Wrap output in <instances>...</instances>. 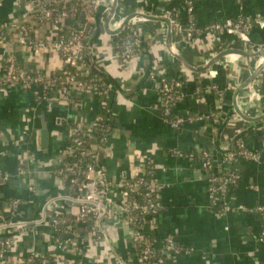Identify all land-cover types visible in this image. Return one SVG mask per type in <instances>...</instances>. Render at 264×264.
<instances>
[{
	"label": "crops",
	"instance_id": "crops-1",
	"mask_svg": "<svg viewBox=\"0 0 264 264\" xmlns=\"http://www.w3.org/2000/svg\"><path fill=\"white\" fill-rule=\"evenodd\" d=\"M16 0H0V31L24 20L31 3L15 5ZM194 22L198 32L193 42L172 37L174 51L190 66L203 70L220 51L238 48L251 57L228 54L204 71L188 69L168 47V25L160 20H139L135 27L142 38L139 56L124 64L118 57V34L106 26L102 9L90 31L89 42L94 45L86 64L94 66L99 76L112 88L108 101L113 130L109 137L102 165L113 181H124L144 172L146 161L153 165L152 179L159 187L161 212L154 216L152 239L160 248L167 236L182 247L170 254L163 264H264V219L259 207H264V0H193ZM123 15L149 11L159 18L171 15L187 21L185 0H120ZM134 6V7H133ZM104 9V8H103ZM117 10V9H116ZM260 15L263 25H255L244 40L238 33L206 31L215 21H237L244 16ZM36 35L44 38L48 30L34 22ZM7 31V30H6ZM7 38L12 33L5 32ZM9 33V34H8ZM6 52L16 54L20 64L30 70L43 69L47 74L61 70L58 55L45 49L35 54L32 47H23L14 40H0V58ZM1 60V59H0ZM179 62V68L175 66ZM254 81L243 87L259 67ZM161 67L171 77L185 79L184 97L174 113H202V122L186 123L173 128L163 115L159 94L150 78ZM202 86L201 100L197 88ZM219 92H225L221 98ZM42 86L30 88L13 86L0 94V171L12 177L0 184V225L10 220V205L19 198L15 220L27 222L29 231L15 240L8 256L25 259L30 253L49 255L55 264H79L73 250L60 251L53 238L51 220L57 215L76 214L78 204L68 196L66 183L55 170L57 161L67 146V128L77 123L93 132L95 116L104 108L95 94L75 90L72 105L60 93L41 99ZM235 103L239 112L235 109ZM245 116V118L243 116ZM49 131L48 138L43 131ZM242 139L247 147L262 152L263 160L254 162L237 158L223 164L226 151ZM199 155L211 154L213 172L233 170L238 180L229 185L224 200L212 204L208 193L210 173L201 162L195 165L188 156H175L173 148ZM187 155V153H184ZM191 154V153H188ZM25 172L16 174L18 168ZM33 187L34 190L30 188ZM116 197L120 189L116 187ZM103 227L107 238L90 239L80 264H137V252L132 227L123 223L119 214L105 217ZM82 228V226H81ZM7 233L12 227L5 224ZM83 236L84 230L80 229ZM72 261V262H71Z\"/></svg>",
	"mask_w": 264,
	"mask_h": 264
},
{
	"label": "built area",
	"instance_id": "built-area-1",
	"mask_svg": "<svg viewBox=\"0 0 264 264\" xmlns=\"http://www.w3.org/2000/svg\"><path fill=\"white\" fill-rule=\"evenodd\" d=\"M31 3V10L24 20L6 26L12 33L7 38L6 30L0 31V40H14L23 47L30 46L35 54L43 50L54 51L58 55L61 70L47 74L43 69L30 70L20 64L13 52H6L0 58V94L5 93L13 86L30 88L34 85L42 86V95L38 98L50 99L53 94L60 93L72 105L76 104L72 98L75 90L90 92L96 96L110 99L112 88L100 76L93 74L94 66H88L86 59L94 45L89 42V33L99 19L98 11L102 9L101 20L106 18L110 8V0H16L15 5L21 6L24 2ZM187 21H183L177 15L169 16L172 35L184 42H193L198 32L194 22L193 0H185ZM104 8V9H103ZM123 8L118 0L117 10L111 19L109 26L118 29L127 15L120 13ZM151 14L149 11H139ZM139 20H147L142 17H133L123 28L125 35L117 40V53L119 59L128 64L133 62L140 54L142 38L137 33L135 24ZM34 22L48 30L44 38L36 35ZM263 25L260 15L244 16L237 21H215L205 26L206 31L238 33L241 38L248 40V35L255 25ZM120 32V33H121ZM119 33V34H120ZM9 34V33H8ZM118 34V35H119ZM174 47V46H173ZM90 76V77H88ZM153 87L160 97L161 110L173 128H180L186 123L204 121L207 116L202 113L179 115L174 113V108L184 97L183 87L185 79L181 77L169 78L165 70L156 68L150 75ZM52 89V93L49 90ZM202 86L197 88V100H201ZM225 92H219L221 98ZM103 105L107 104L102 101ZM93 132H87L80 124L68 125L67 146L57 161L56 174L68 186V197L78 204L76 214L57 215L52 218L53 238L60 251L73 250L78 256L79 264L82 262L86 245L90 239L96 241L107 238L103 227L106 216L119 214L123 223L132 227V236L137 252V264H163V260L170 254H178L183 249L177 245L172 236H167L160 248L156 247L152 239V230L156 223L154 216L161 212L163 204L159 199V187L152 178L153 165L151 159L143 156L146 164H151L150 169L139 172L135 176L124 181H113L109 178L102 165L106 144L113 130L109 110L99 112L95 116ZM103 132L102 136H96L95 129ZM91 141V143L89 142ZM171 152L175 156L192 155L183 153L180 148H173ZM201 166L210 173L208 179V193L212 204L221 203L225 211L230 210L229 204L224 200L229 185L235 183L239 175L233 170H226L222 174L213 172L211 154L202 153ZM237 158L260 162L263 160L262 152L247 147L242 139H238L235 147L226 151L223 156V164H228ZM146 168V167H145ZM25 169L18 168L16 174H22ZM12 177L9 172L0 171V184ZM116 187L120 189V198L116 197ZM34 190L33 187L30 188ZM19 198L9 202L10 220H4L0 225V264H55V259L49 255L30 253L25 259L13 260L8 254L13 243L30 230L27 222L16 221L15 212L21 204ZM1 207V196H0ZM264 219V207L258 208ZM5 224H10L12 230L7 233ZM82 226V228H81ZM80 229L84 230L83 236ZM264 238V228L262 229ZM122 264H129L128 260L121 259ZM72 262V261H71Z\"/></svg>",
	"mask_w": 264,
	"mask_h": 264
},
{
	"label": "water",
	"instance_id": "water-1",
	"mask_svg": "<svg viewBox=\"0 0 264 264\" xmlns=\"http://www.w3.org/2000/svg\"><path fill=\"white\" fill-rule=\"evenodd\" d=\"M109 8H110V11L108 13V15L106 16V18L103 20L104 23L106 24V26L108 27L109 26V23L111 21V19L113 18L115 12H116V9L118 7V0H110L109 2ZM135 16H138V17H142V18H145V19H149V20H162V21H165L168 25V47L170 49V51L172 52V54L179 60L182 61V63L190 70H193V71H204V70H207L212 63H214L215 61L219 60L221 57H224L225 55H228V54H239L241 56H245V57H251L253 55L250 54L248 51L246 50H243V49H238V48H231V49H226V50H222L220 51L214 58H212L210 60V62H208V64L205 66V68L203 70L201 69H198V68H193L192 66H190L181 56H179L178 53H176L174 51V47H173V41H172V31H171V24H170V19L168 17H165V18H159L158 16L154 15V14H146V13H143V12H133L131 14H128L127 17L124 19V21L122 22L121 26L116 29V30H113V31H109L111 34H119L123 28L126 26V24ZM109 29V27H108ZM259 56L261 58H264V54L263 53H260ZM261 69V66L255 71L252 73L251 75V78H249L246 82H244L241 86L238 87V89L236 90L235 92V98L237 96V94L239 93V91L243 88V87H246L248 86L249 84H251L254 79H255V76L256 74L259 72V70ZM235 109L239 112L240 110L237 108V105L235 103ZM243 116V115H242ZM245 118V116H243ZM43 135L44 137L48 138L49 136V131L47 130H44L43 131Z\"/></svg>",
	"mask_w": 264,
	"mask_h": 264
},
{
	"label": "trees",
	"instance_id": "trees-1",
	"mask_svg": "<svg viewBox=\"0 0 264 264\" xmlns=\"http://www.w3.org/2000/svg\"><path fill=\"white\" fill-rule=\"evenodd\" d=\"M134 7V6H133ZM125 35V31H123V32H121L118 36H117V40L119 41V39L120 38H122L123 36ZM116 49L118 50V47L116 46ZM179 62H176V64H175V66H177V68L176 69H178L179 68ZM153 72V71H152ZM93 74H95V75H97V76H99V73L97 72V71H94L92 74H90L91 76H93ZM169 78H172L170 75H167ZM88 77H90V76H88ZM49 90V89H48ZM49 92H51L52 93V89H50L49 90ZM73 94V93H72ZM97 97H99L102 101H105L107 104H105L104 105V108L102 109V111L104 112V113H106L108 110H109V108H108V101H109V99H106L105 97H103V96H97ZM96 130V136H102V134H103V132L100 130V128L99 129H95ZM89 142L91 143V141L89 140ZM183 153H191L190 155H192V158L190 159L191 160V163H193L194 165L197 163V162H199L200 161V158H199V155H195L193 152H187V151H184L183 150ZM201 162V161H200ZM145 170H147V169H150V167H151V164H146L145 165ZM149 178H152V176H151V174H150V176H148ZM67 185V184H66ZM67 187V189H68V186H66Z\"/></svg>",
	"mask_w": 264,
	"mask_h": 264
}]
</instances>
